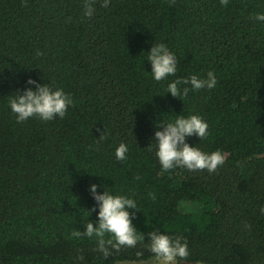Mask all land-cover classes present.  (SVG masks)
I'll return each instance as SVG.
<instances>
[{
	"label": "trees",
	"instance_id": "16d2710c",
	"mask_svg": "<svg viewBox=\"0 0 264 264\" xmlns=\"http://www.w3.org/2000/svg\"><path fill=\"white\" fill-rule=\"evenodd\" d=\"M82 3L0 0V264L145 261L153 230L186 239L179 264H264V22L254 19L264 0H96L91 18ZM161 43L177 72L157 82L147 57ZM209 71L214 88L167 93ZM29 78L71 97L63 118L17 122L9 100L35 91ZM191 115L208 135L186 143L220 151L223 165L162 170L156 125ZM92 184L135 201L128 211L144 241L105 259L95 237H72L95 227Z\"/></svg>",
	"mask_w": 264,
	"mask_h": 264
},
{
	"label": "clouds",
	"instance_id": "9594fccd",
	"mask_svg": "<svg viewBox=\"0 0 264 264\" xmlns=\"http://www.w3.org/2000/svg\"><path fill=\"white\" fill-rule=\"evenodd\" d=\"M95 2L96 0H83L84 17L93 16ZM109 2L110 0H103L101 6L107 8ZM220 4L227 6L228 0H220ZM254 19L264 22V14H256ZM36 55L41 56L43 53L37 51ZM147 60L151 64L152 77L157 82L165 80L168 76H174L177 72V57L163 43L151 47ZM216 83L214 73L209 71L204 79L193 75L190 78L177 79L169 83L167 93L178 98L181 95L187 96L190 90L212 89ZM26 84L35 85V91L25 88L22 94L17 93L9 100L11 111L15 114L18 123L32 117H38L43 121H50L56 117L63 118L68 107L73 103L71 97L61 89L53 90L47 84L41 85L31 78L26 81ZM179 85H190V88L186 86L181 89ZM156 127H162V130L154 132L155 143H153L156 147L155 155L162 170L168 171L174 167H183L191 172L207 170L213 173L223 165L225 155L220 151L207 154L186 143V137L195 135L203 140L208 135V125L198 115H191L187 118L177 116L174 122L165 124L161 121ZM98 139H105L103 132L100 133ZM127 152V146L121 143L115 150L116 159L125 160ZM136 178L140 179L139 176ZM89 191L99 209L96 213L98 219L95 227L92 222H89L83 232L73 231L72 237H95L96 250L105 259L113 252L118 253L122 247L134 248L138 242L145 240L144 235L138 232L132 224L134 212L130 216L128 211V209L137 210L133 199L112 195L106 190L99 194L95 184L90 185ZM148 196L153 201L156 198L154 193H148ZM91 211H96V208L94 207ZM260 212L264 214V207L260 208ZM245 228H250V225L245 224ZM147 235L149 237L147 248L150 253L154 254V264H178V259L184 260L188 257L187 241L183 237L173 238L157 230ZM136 255L140 257L143 253L137 252ZM77 258L82 260L83 256Z\"/></svg>",
	"mask_w": 264,
	"mask_h": 264
},
{
	"label": "rangeland",
	"instance_id": "374dc122",
	"mask_svg": "<svg viewBox=\"0 0 264 264\" xmlns=\"http://www.w3.org/2000/svg\"><path fill=\"white\" fill-rule=\"evenodd\" d=\"M140 262H142V264H154V258L145 261H122L119 262L118 264H140Z\"/></svg>",
	"mask_w": 264,
	"mask_h": 264
}]
</instances>
